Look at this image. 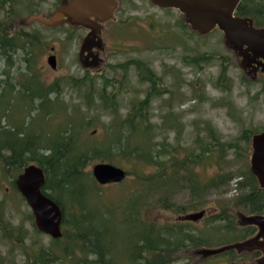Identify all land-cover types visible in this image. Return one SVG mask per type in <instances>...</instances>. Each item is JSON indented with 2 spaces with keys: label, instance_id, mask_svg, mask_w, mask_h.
Masks as SVG:
<instances>
[{
  "label": "rangeland",
  "instance_id": "rangeland-1",
  "mask_svg": "<svg viewBox=\"0 0 264 264\" xmlns=\"http://www.w3.org/2000/svg\"><path fill=\"white\" fill-rule=\"evenodd\" d=\"M61 1L6 0L0 11V22L8 32L40 33L45 45L36 49L32 73L48 86L56 82L61 86V101L67 112L59 115L55 123L46 125L45 131L64 129L68 115L90 122L82 143L103 144L113 118L112 111L120 112V118L125 119L132 110L133 100L145 99L150 91L168 90L170 93L152 98V136L155 135L159 143L167 141L172 146L180 143L185 150L191 151L196 149L194 142L198 138L210 141L208 130L214 129L220 140L214 146H221L222 152H216L198 171L204 182L216 177L217 185L200 193V198L192 195L184 182L175 185L168 201L159 200L164 193L144 192L143 218L160 224H174L188 222L183 220L186 215L204 211V217L192 224L197 225L196 232L208 233L216 217L226 212L232 224L222 234L234 239L214 232L211 250L202 247L183 251L175 256L176 263L264 264V253L260 251L241 254L232 251L231 256L227 253L217 256L221 246L226 245L224 243L252 238L248 233L254 227L247 226L249 223L238 225V221L240 213L246 216L245 221L252 217V211L244 206L242 198L252 192V137L264 132V72L247 67V61L227 44L221 31L215 30L206 37L196 35L178 10L157 8L151 0H120L121 3L117 0L114 16L108 22L100 23L102 48L92 51L100 62L87 66L93 58L87 61V54H82V49L89 30L69 22L50 27L35 20L39 15L49 18L61 7ZM24 56L18 53L9 66L0 60V70L25 82L28 65ZM50 56L56 57L55 69L48 62ZM203 57L209 59L202 60ZM224 68L228 70V77L225 84L220 85ZM149 75L155 84L147 80ZM74 81L79 82L78 87L74 86ZM104 93L109 98L114 96L115 107H106L109 98L101 99ZM248 135L251 138L246 142L244 139ZM199 150L197 147L200 153ZM96 163H90L87 172H91ZM115 165L129 173L126 180L108 186L97 184L98 190L85 191L82 201L91 213L96 214L99 210L97 221L101 222L105 236L121 249L133 234L132 225L124 220V213L128 198H133L140 190L137 183L140 177L136 174L139 165L134 161H117ZM144 171L146 175L155 169L150 167ZM11 175L4 173L0 163V256L5 264H25L29 257L26 254L47 250L53 245V239L35 231L32 210L13 185ZM239 182L245 186L240 187ZM200 199L202 208L197 210L193 206ZM109 209L107 214L105 211ZM67 213L71 219L76 210L70 208ZM103 215H107L109 221H104ZM217 223L225 224L224 221ZM195 227H191L193 232ZM8 230L17 231L11 235ZM73 230L70 224L65 234L67 242L71 241ZM255 230L259 232V229ZM22 235L25 242L20 244L18 238ZM25 246L28 252L24 250Z\"/></svg>",
  "mask_w": 264,
  "mask_h": 264
},
{
  "label": "trees",
  "instance_id": "trees-1",
  "mask_svg": "<svg viewBox=\"0 0 264 264\" xmlns=\"http://www.w3.org/2000/svg\"><path fill=\"white\" fill-rule=\"evenodd\" d=\"M5 1L0 0V11ZM63 2L64 0L61 1V5ZM236 16L251 19L256 27L264 28V0H242ZM193 32L202 36L198 32ZM44 45L39 32L13 34L4 29L0 22V60H4L9 66L15 55L23 53L24 61L28 65L25 82L12 77L8 71L0 70V163L5 174L12 173V183L15 187L17 177L27 166L35 164L43 168L46 175L43 192L60 205L63 212L62 230L65 227L63 237L53 240V245L47 250L26 254L29 257L25 264H179L176 263L175 256L183 251L202 247L212 249L210 247L214 245L210 242L214 232L223 237L227 236L222 234V231L231 228L232 223L226 212L216 217L215 224L208 229L210 230L208 233L196 232L197 225L194 226L191 221L160 224L146 221L141 213L145 202L142 197L144 192L164 193L159 200L168 201L174 193L175 185L184 182L188 184L192 195L200 198V193L217 185L216 177L204 182L198 171L216 152H222L221 146H214L215 142L220 141L217 132L210 128L208 130L210 141L204 142L201 137L198 138L194 142L196 149L191 151L185 150L180 143L176 146L170 145L167 141L159 143L156 136H152L154 130L150 123L151 101L155 96L170 93L168 90L161 93L150 91L145 99L133 100L132 110L125 119L120 118V112L112 111L113 118L107 127V137L103 144L82 143L90 122L85 123L84 120L70 118L68 115L64 129L45 131L46 125L55 123L57 117L67 110L61 101L60 84L56 82L48 86L32 73L37 58L36 49ZM226 69H223L219 78L220 85L227 81ZM147 80L153 81L152 75H149ZM153 83L155 84L154 81ZM74 86L78 87L79 82L74 81ZM123 87L122 83L121 89ZM108 98L105 93L101 97L106 100ZM108 106H116L114 96L108 99L106 107ZM250 138L251 135H248L244 140L247 142ZM197 147L200 153L197 152ZM123 160L138 163L136 174L140 177L137 181L140 190L133 198H128L127 211L124 213V220L132 225L133 234L126 240L125 245L118 249L112 240L105 236L101 222L97 221L100 216L99 210L96 214L91 213L82 200L85 191L98 190V183L92 173L86 170L90 163L96 161L115 165V162ZM150 167L155 171L145 175L144 169ZM127 175L129 176V173ZM250 175L253 182L252 192L242 198L243 204L250 208L252 215L264 216V189H260L256 177L252 173ZM239 186L244 187L245 184L239 182ZM97 195L99 196V192ZM199 202L201 199L193 206L197 210L202 208ZM70 208H74L76 213L68 219L67 212ZM109 211L110 209L105 212L108 214ZM121 216L122 214L120 218ZM107 217L103 215L102 219L107 222L109 221ZM220 221H224L225 224L217 223ZM70 224L74 230L71 241L67 242L65 234ZM34 226L35 231L40 233L35 224ZM191 227H195V232ZM255 228L252 229L253 232L256 231ZM17 230L8 231L14 235ZM252 231L248 233L251 236L255 234H251ZM248 238L224 244L227 246ZM18 242L23 244L25 236H19ZM24 250L28 252L26 246ZM231 252L226 251L217 256L225 253L231 256ZM0 264H5L1 256Z\"/></svg>",
  "mask_w": 264,
  "mask_h": 264
},
{
  "label": "water",
  "instance_id": "water-1",
  "mask_svg": "<svg viewBox=\"0 0 264 264\" xmlns=\"http://www.w3.org/2000/svg\"><path fill=\"white\" fill-rule=\"evenodd\" d=\"M241 2L242 0H151V3L160 9L178 10L186 17L192 30L202 36L215 30L221 31L227 44L247 61V67H252L254 71L262 67L264 71V63L258 61L260 58L264 60V28L256 27L251 19L236 16ZM117 6V0H64L61 7L49 18L39 15L35 20L50 27L69 22L73 26L89 30L82 54L87 53V61L90 57L93 58L86 64L92 66L100 62L98 55L91 52L94 48H102L100 23L111 20ZM48 62L52 68H56L55 56H50ZM254 64L258 67L253 68ZM252 148L251 172L256 177L260 189H264V132L253 135ZM91 173L101 186L121 184L127 178L126 170L111 163H96ZM45 183L43 168L35 164L27 166L15 181L18 191L32 210L37 229L53 240H58L63 237V212L60 205L43 192ZM204 215V211L193 213L186 215L183 220L197 222ZM251 216L245 221L246 216L240 213L238 224L244 226L249 223L247 226L258 227L257 235L239 243L223 246L218 250V254L233 250L238 253H264V216Z\"/></svg>",
  "mask_w": 264,
  "mask_h": 264
},
{
  "label": "flooded vegetation",
  "instance_id": "flooded-vegetation-1",
  "mask_svg": "<svg viewBox=\"0 0 264 264\" xmlns=\"http://www.w3.org/2000/svg\"><path fill=\"white\" fill-rule=\"evenodd\" d=\"M120 1V0H119ZM120 3H121V1H120ZM158 8V7H157ZM93 51V50H92ZM91 51V52H92ZM87 54V53H86ZM258 61L259 62H263L264 63V60H262L261 58L260 59H258ZM253 66V68H257L258 67V65L257 64H254V65H252ZM256 71H258V72H264L263 70H262V67H260L259 69H257ZM256 232V234L255 235H257V233H258V231H255ZM255 235H253V236H255ZM252 236V237H253ZM256 253H258V252H256Z\"/></svg>",
  "mask_w": 264,
  "mask_h": 264
}]
</instances>
